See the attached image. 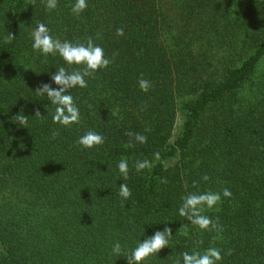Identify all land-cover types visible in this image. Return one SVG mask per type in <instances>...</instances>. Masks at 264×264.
<instances>
[{
    "label": "trees",
    "instance_id": "trees-1",
    "mask_svg": "<svg viewBox=\"0 0 264 264\" xmlns=\"http://www.w3.org/2000/svg\"><path fill=\"white\" fill-rule=\"evenodd\" d=\"M75 2L49 11L46 0H0V264H127L166 225L168 247L143 264H182L180 253L210 247L217 264H264V0H87L79 15ZM38 23L61 41L91 38L112 61L69 91L81 115L70 128L52 122L56 106L35 89L84 66L33 50ZM89 130L105 143L76 144ZM128 131L147 142L128 146ZM145 159L153 167L137 172ZM209 191L221 202L203 214L221 232L178 214L183 196Z\"/></svg>",
    "mask_w": 264,
    "mask_h": 264
},
{
    "label": "clouds",
    "instance_id": "clouds-1",
    "mask_svg": "<svg viewBox=\"0 0 264 264\" xmlns=\"http://www.w3.org/2000/svg\"><path fill=\"white\" fill-rule=\"evenodd\" d=\"M35 3V0H32ZM58 0H46L45 8L49 11L57 7ZM88 7L87 0H76L72 6V12L76 15L82 13ZM117 36L124 35V29L118 28L116 30ZM14 34L8 32L5 37V42L10 43L15 39ZM32 36V48L35 51L40 52L44 56L57 55L64 60L68 65H83L82 71L68 72L64 67H60L56 70L52 76L51 81L57 86L52 87L49 83H43L35 90L40 95L47 96L51 104L55 105V112L52 116V122L60 124L63 127L70 128L74 124L81 123L80 109L74 102L72 95L68 94L69 91L75 87L86 88L88 82L85 77L94 78V74L104 68H107L112 61L105 57L104 49L99 45H96L91 38L87 39L85 43H72L70 41L53 38L50 34V30L44 23H38L36 28L31 33ZM138 86L143 92H148L152 87L149 80L140 78L138 80ZM39 112V111H37ZM16 122L22 126L27 125V117L25 115H17ZM58 132L52 133V138L55 139L58 136ZM125 135L130 137L128 146H132L133 141L140 144L147 142V137L140 133H133L128 131ZM76 144L84 149H92L97 146H101L105 143V137L98 132L89 130L84 135L80 136L76 141ZM155 160H160L159 152L153 154ZM118 170L123 179H127L129 175V166L127 159L122 158L118 162ZM153 167V164L149 160H138L135 163V169L137 172H141L144 169ZM207 181L209 177L207 175L202 177ZM162 183H167L166 179H162ZM195 184V182H194ZM119 196L124 200L131 197L132 192L127 184L121 183L119 185ZM223 197H231L232 192L228 188L222 190ZM182 204L178 209V214L181 217L187 219L191 224L196 225L199 229L204 231H217L221 232L222 228L214 222L209 216L204 215L206 209H211L215 205L221 202V193L218 192H204V193H189L182 198ZM187 236L188 232L182 233ZM172 235V229L167 225L163 230H157L153 235L147 237L131 252L125 255L127 264H143L151 256H157V254L168 247L169 238ZM112 253L116 256L122 254V248L119 242L112 246ZM227 254H231V250H228ZM182 258V264H217L218 261L223 259L221 250L215 247H210L204 250L202 253L199 251H193L191 253L185 251L179 254ZM176 264H181V260H177Z\"/></svg>",
    "mask_w": 264,
    "mask_h": 264
},
{
    "label": "rangeland",
    "instance_id": "rangeland-1",
    "mask_svg": "<svg viewBox=\"0 0 264 264\" xmlns=\"http://www.w3.org/2000/svg\"><path fill=\"white\" fill-rule=\"evenodd\" d=\"M178 123H179V120H178Z\"/></svg>",
    "mask_w": 264,
    "mask_h": 264
}]
</instances>
